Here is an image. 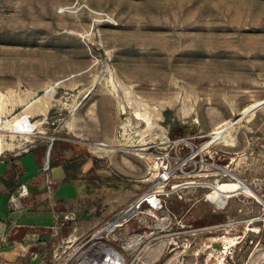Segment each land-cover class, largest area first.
I'll return each instance as SVG.
<instances>
[{
    "label": "rangeland",
    "instance_id": "374dc122",
    "mask_svg": "<svg viewBox=\"0 0 264 264\" xmlns=\"http://www.w3.org/2000/svg\"><path fill=\"white\" fill-rule=\"evenodd\" d=\"M0 115V154L73 171L90 227L163 191L136 264H264V0H0ZM220 167L251 188L227 215L204 199Z\"/></svg>",
    "mask_w": 264,
    "mask_h": 264
},
{
    "label": "crops",
    "instance_id": "0c3cea01",
    "mask_svg": "<svg viewBox=\"0 0 264 264\" xmlns=\"http://www.w3.org/2000/svg\"><path fill=\"white\" fill-rule=\"evenodd\" d=\"M86 160L80 165L81 170L90 167V158L86 157ZM41 164V155L34 149L18 154H0V259L8 264H40L59 239L69 232V225L75 224L77 233L83 234L103 221L90 227V214L78 213L75 205L84 197L81 178L72 175L73 171L68 173L60 162L54 163L61 165L67 176L59 175L60 169L56 177L50 174L54 181L50 195ZM21 183H26L28 193L17 198L15 204H10L11 195H16ZM52 200L57 201L55 207ZM67 209L76 211V220L65 227H54L55 215ZM230 209L232 202L229 200L224 209L212 207V211L226 212V215L230 214ZM80 214L86 215V219L79 218ZM186 217L185 214L182 221Z\"/></svg>",
    "mask_w": 264,
    "mask_h": 264
},
{
    "label": "built area",
    "instance_id": "2783aa9c",
    "mask_svg": "<svg viewBox=\"0 0 264 264\" xmlns=\"http://www.w3.org/2000/svg\"><path fill=\"white\" fill-rule=\"evenodd\" d=\"M41 168L47 192L51 195L54 181L50 176L49 160L42 162ZM214 175L205 187L213 189L219 186L222 180H237L236 175L224 167L217 169ZM175 176L176 172L172 166L166 163L161 166L159 178L162 181H169ZM27 193L26 183H21L16 195H11L10 204H15L17 198ZM230 193L231 196L233 192ZM209 194L205 193L204 199L210 201L215 210L226 207L230 196L223 203H217L210 200ZM162 195L163 191L160 190H142L100 224L83 234L77 233L75 224L69 225L76 220V211H61L55 215L54 227L69 225V232L59 239L48 257L40 264H136L141 252L148 246L151 236L156 233L155 228L166 219V216H163L166 202ZM56 205L57 201L52 200V206ZM0 263L8 264L2 259Z\"/></svg>",
    "mask_w": 264,
    "mask_h": 264
},
{
    "label": "bare ground",
    "instance_id": "6f19581e",
    "mask_svg": "<svg viewBox=\"0 0 264 264\" xmlns=\"http://www.w3.org/2000/svg\"><path fill=\"white\" fill-rule=\"evenodd\" d=\"M254 105H250L246 108H244L242 110V114L243 113H246V112H249L252 108H253ZM3 115H0V123L2 122H5ZM228 127V123L227 122H224L220 125H218L217 127H215L211 132V136H212V139L213 140H218V139H221V140H225V130L227 129ZM2 128V126L0 125V129ZM3 134L0 133V151H3L5 149H9L10 148V145L7 144L6 142H4L3 140ZM97 148H99V150H102V151H108L109 148L105 145V144H102V143H98L97 144ZM238 189H244V190H251L250 186L244 181L242 180L241 178H237V181L235 182H226V181H223L220 183L219 186H217L213 191L212 193L210 194V197L217 203H223L225 201V198L229 196V193L230 192H234ZM251 192V191H249Z\"/></svg>",
    "mask_w": 264,
    "mask_h": 264
},
{
    "label": "water",
    "instance_id": "95a60500",
    "mask_svg": "<svg viewBox=\"0 0 264 264\" xmlns=\"http://www.w3.org/2000/svg\"><path fill=\"white\" fill-rule=\"evenodd\" d=\"M243 114H245V113H243Z\"/></svg>",
    "mask_w": 264,
    "mask_h": 264
}]
</instances>
